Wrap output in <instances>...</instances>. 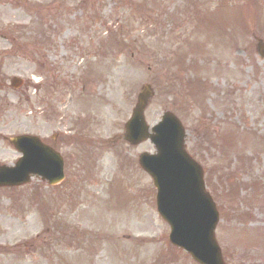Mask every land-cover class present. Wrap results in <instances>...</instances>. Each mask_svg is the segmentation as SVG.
Here are the masks:
<instances>
[{
	"label": "rangeland",
	"instance_id": "obj_1",
	"mask_svg": "<svg viewBox=\"0 0 264 264\" xmlns=\"http://www.w3.org/2000/svg\"><path fill=\"white\" fill-rule=\"evenodd\" d=\"M257 40L264 42V0H0V81L19 78L31 95L0 128L58 134L65 159L59 186L34 179L0 191V264H195L168 242L138 165L153 146L124 139L145 84L153 92L148 128L174 115L202 168L224 263L264 264ZM31 240L33 249L13 246Z\"/></svg>",
	"mask_w": 264,
	"mask_h": 264
},
{
	"label": "water",
	"instance_id": "obj_2",
	"mask_svg": "<svg viewBox=\"0 0 264 264\" xmlns=\"http://www.w3.org/2000/svg\"><path fill=\"white\" fill-rule=\"evenodd\" d=\"M257 51L264 57L261 41ZM151 96L150 88L143 86L125 125V140L137 145L148 139L154 145L156 154L141 155L139 164L157 189V211L170 226L171 244L186 251L199 264H223L213 236L218 215L209 195L204 192L201 168L185 153L183 129L173 115L165 113L151 133L148 132L143 112ZM11 143L22 157L13 168H0V187L22 185L31 173L50 185L63 178L62 162L52 150L38 147L31 160L27 147L31 139L18 138Z\"/></svg>",
	"mask_w": 264,
	"mask_h": 264
},
{
	"label": "flooded vegetation",
	"instance_id": "obj_3",
	"mask_svg": "<svg viewBox=\"0 0 264 264\" xmlns=\"http://www.w3.org/2000/svg\"><path fill=\"white\" fill-rule=\"evenodd\" d=\"M29 86H24L18 89H14L12 85L9 83H3L0 81V124H3L4 119H7L11 111L16 112L17 109L14 105L21 104V105H28L29 101L31 100V95H29ZM32 107H27L26 108V118H29V116H32ZM23 112V111H22ZM24 113V112H23ZM8 125H5L4 128H0V166L2 165H10L9 163H2V160L7 157V155L12 154V152L15 153L16 158L15 161L19 158V154L13 149V147L10 145L9 140L13 137L21 136V135H30V136H36L39 141L45 145L53 148L55 151L59 150V147L61 146L63 139L60 138L58 135H53V136H47L42 133H37V135L32 133H13L10 132L8 129ZM6 154V155H5ZM2 189H0L1 191ZM7 197V196H6ZM3 199V198H2ZM1 200V199H0ZM5 202H8L11 204V207L14 208L15 206V201L11 199V197H7L3 199ZM1 202V201H0ZM0 213V217H1ZM13 219H16L14 217ZM24 220V217L23 219ZM22 225L24 223L21 222ZM1 235V234H0ZM1 241H0V256L2 255V247H1ZM13 246L15 248L19 247H25V248H34L33 241H28L24 243H14Z\"/></svg>",
	"mask_w": 264,
	"mask_h": 264
},
{
	"label": "trees",
	"instance_id": "obj_4",
	"mask_svg": "<svg viewBox=\"0 0 264 264\" xmlns=\"http://www.w3.org/2000/svg\"><path fill=\"white\" fill-rule=\"evenodd\" d=\"M115 40H116L115 35H110V36H109V41H110L111 43H114V44H115V43H116ZM120 41H121V40H120ZM120 41H118V42H120ZM116 45H117V43H116Z\"/></svg>",
	"mask_w": 264,
	"mask_h": 264
}]
</instances>
